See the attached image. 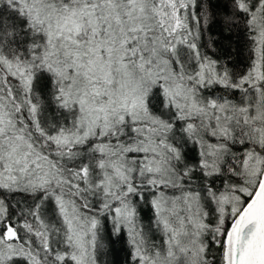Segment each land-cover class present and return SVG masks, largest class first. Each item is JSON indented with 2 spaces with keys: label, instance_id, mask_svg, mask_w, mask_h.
<instances>
[{
  "label": "snow or ice",
  "instance_id": "1",
  "mask_svg": "<svg viewBox=\"0 0 264 264\" xmlns=\"http://www.w3.org/2000/svg\"><path fill=\"white\" fill-rule=\"evenodd\" d=\"M0 264H264V0H0Z\"/></svg>",
  "mask_w": 264,
  "mask_h": 264
}]
</instances>
